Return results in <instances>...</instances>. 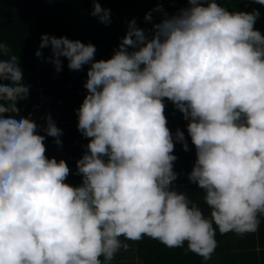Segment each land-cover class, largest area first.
<instances>
[{
  "label": "clouds",
  "instance_id": "obj_1",
  "mask_svg": "<svg viewBox=\"0 0 264 264\" xmlns=\"http://www.w3.org/2000/svg\"><path fill=\"white\" fill-rule=\"evenodd\" d=\"M264 6V0H251ZM151 30L127 24L112 55L94 59L91 42L41 34L38 49L57 72L86 69V94L75 110L88 138L76 160L81 182H66L64 159L46 155L47 137L60 146L50 115L40 127L19 115L16 52L0 42V264H112L127 241L144 237L211 258L217 232L256 233L264 218V33L260 12L230 10L218 0H187ZM105 25L110 10L93 0ZM165 98L182 113L195 148L187 173L203 192L205 215L175 186V144L185 133L167 126Z\"/></svg>",
  "mask_w": 264,
  "mask_h": 264
},
{
  "label": "trees",
  "instance_id": "obj_2",
  "mask_svg": "<svg viewBox=\"0 0 264 264\" xmlns=\"http://www.w3.org/2000/svg\"><path fill=\"white\" fill-rule=\"evenodd\" d=\"M103 8L110 10L111 22L107 25L100 23L96 16L91 15L93 0H0V42L9 46L10 52H16L17 63L21 70V79L30 84L27 98L18 99L21 105L18 114L28 117L38 126L37 131L44 134V117L50 115L57 127L62 130L60 146L52 137L44 141L46 155L57 160L64 159L70 173L66 182L77 185L81 176L76 174V160L85 151L88 138L77 130V115L74 111L82 103L86 94L83 84L86 80V69L70 71L67 59L60 57L62 70L57 72L47 57L51 49H40L41 57L33 53L38 49L41 34L65 36L69 38L71 31L81 42H91L96 47L94 59L109 58L127 30V24L135 19L138 27L151 30L152 23L159 22L160 13L152 12V21L144 19L145 14L157 4L169 15L176 13L181 7L187 6V0H96ZM230 10L251 11L256 8L260 16L255 27L264 33V6L251 3V0H218ZM123 20L125 23L123 24ZM70 39V38H69ZM54 88H48L47 78L54 77ZM41 88L42 90H39ZM165 116L167 126L172 132L177 128L185 133L192 160L181 156L182 171L174 182L179 191H186L189 198L209 214V209L203 201V192L187 179L195 159V149L188 137L186 124L182 113L171 101L165 98ZM182 151L180 143L175 149ZM182 154V153H180ZM180 156V155H179ZM187 168V169H186ZM183 169H186L183 173ZM180 170V169H179ZM264 218L256 233L238 236L235 233L219 234L217 232V248L211 258L203 261L197 254L186 251L185 248H168L159 241L144 237L140 241H127L129 247L121 249L112 264H264ZM215 258H214V257ZM220 261V263H218Z\"/></svg>",
  "mask_w": 264,
  "mask_h": 264
},
{
  "label": "crops",
  "instance_id": "obj_3",
  "mask_svg": "<svg viewBox=\"0 0 264 264\" xmlns=\"http://www.w3.org/2000/svg\"><path fill=\"white\" fill-rule=\"evenodd\" d=\"M73 31H71V35L69 36V38L70 39H72V38H75L73 35V33H72ZM70 71H73V70H70ZM75 73L77 74L78 73V70H76L75 71ZM54 80H55V76L54 77H50V78H47V82H46V85L45 86H47L48 88H54L53 87V83H54ZM39 90H42L41 88H39ZM83 99V98H82ZM76 110V106L74 107V111ZM195 149V148H194ZM179 149H177V150H174V154L177 156V160L174 162V170L177 172V174L178 173H180V171H182L181 170V168H183V166H182V164L180 165V161L178 162V158H179V160H180V157L181 156H186L187 158H188V160L190 159V160H192V151H184L183 149H182V151H178ZM189 150H193V149H189ZM180 153H182V154H180ZM180 155V156H179ZM180 169V170H179ZM187 169V168H186ZM186 169H183V173H184V171L186 170ZM264 235V234H263Z\"/></svg>",
  "mask_w": 264,
  "mask_h": 264
},
{
  "label": "rangeland",
  "instance_id": "obj_4",
  "mask_svg": "<svg viewBox=\"0 0 264 264\" xmlns=\"http://www.w3.org/2000/svg\"><path fill=\"white\" fill-rule=\"evenodd\" d=\"M125 23V20H123V24ZM214 257V256H213ZM215 258V257H214ZM218 263H220V261L218 262Z\"/></svg>",
  "mask_w": 264,
  "mask_h": 264
}]
</instances>
